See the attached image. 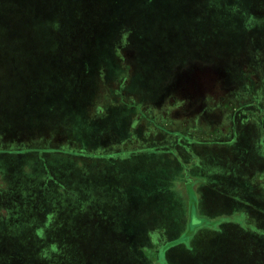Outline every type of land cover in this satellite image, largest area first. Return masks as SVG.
<instances>
[{"label":"rangeland","instance_id":"rangeland-1","mask_svg":"<svg viewBox=\"0 0 264 264\" xmlns=\"http://www.w3.org/2000/svg\"><path fill=\"white\" fill-rule=\"evenodd\" d=\"M110 94L171 97L152 110L185 107L198 140L240 149L212 159L247 154L264 190V0H0V150L73 144ZM59 221L30 259L91 264L67 259Z\"/></svg>","mask_w":264,"mask_h":264},{"label":"crops","instance_id":"crops-1","mask_svg":"<svg viewBox=\"0 0 264 264\" xmlns=\"http://www.w3.org/2000/svg\"><path fill=\"white\" fill-rule=\"evenodd\" d=\"M171 99L110 94L80 114L73 144L0 150V264H37L28 251L56 217L67 259L264 264L263 166L212 159L240 149L198 140L185 107L152 110Z\"/></svg>","mask_w":264,"mask_h":264}]
</instances>
